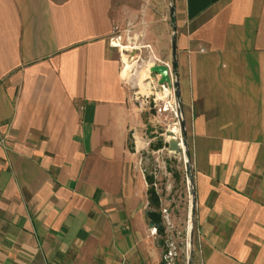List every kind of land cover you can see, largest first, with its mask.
<instances>
[{"label":"crops","instance_id":"0c3cea01","mask_svg":"<svg viewBox=\"0 0 264 264\" xmlns=\"http://www.w3.org/2000/svg\"><path fill=\"white\" fill-rule=\"evenodd\" d=\"M137 1L0 0V264H160L111 45ZM166 5L140 37L174 68L177 36L199 254L264 264V0Z\"/></svg>","mask_w":264,"mask_h":264},{"label":"rangeland","instance_id":"374dc122","mask_svg":"<svg viewBox=\"0 0 264 264\" xmlns=\"http://www.w3.org/2000/svg\"><path fill=\"white\" fill-rule=\"evenodd\" d=\"M137 6L131 14V19L123 22L120 28L126 39H132L128 44L131 46L137 42L139 48H128L127 55H130L126 64H132L131 75L126 80L130 90L132 104L137 111L138 121L134 126L131 137L130 152L128 160L132 155L140 156L141 172L146 182L145 196L150 199L151 204L147 212L158 214L160 220L169 219L173 222V227L168 231L163 228L164 236L186 239L190 235V230L194 233L193 253L194 257L199 256L197 247V222L195 205H191L188 185L185 180L183 170L184 161L180 154H175L168 149L171 140L169 130L174 129V120L159 119L152 114L141 111L139 105L142 104V95L149 94L150 85L145 79L142 84L138 81V76L144 66L141 65V58L144 56L146 48L142 47L141 34H145L148 23L164 18L169 12L166 0H138ZM123 30V31H122ZM144 45V44H143ZM168 130H165V129ZM168 132L167 134H165ZM161 205V206H160ZM160 209H167L168 213L163 215ZM156 215V216H158ZM150 223L153 218L149 215ZM164 216V218L162 217Z\"/></svg>","mask_w":264,"mask_h":264},{"label":"built area","instance_id":"2783aa9c","mask_svg":"<svg viewBox=\"0 0 264 264\" xmlns=\"http://www.w3.org/2000/svg\"><path fill=\"white\" fill-rule=\"evenodd\" d=\"M111 45L124 51H127L128 48L131 47L139 48V45L136 43H133L131 46L128 43H124L123 37L121 33H119L117 27L115 28V34L111 38ZM146 47L147 52L141 58V65L147 70L145 81H147L150 85V92L147 95H142L145 98L143 99L142 104L139 103V105L141 107V111H145V113L152 114L153 116H156L162 120L168 118L174 120L172 127L178 130L179 137L174 138L171 130L168 131V135H171V140L173 141L174 139L173 142L179 145L180 155L184 161L183 170L185 172V180L188 185L190 202L191 205H193V203L195 205V202L193 201L192 186V158L186 139V130L185 127H183V123L185 122V114L175 86L174 68L172 64L163 62L161 59H159L153 53L150 46ZM158 64H164L168 66L171 79L170 82H161V75L152 72V68ZM124 68H126V65ZM165 130L168 129L166 128ZM160 211H162L163 215L168 213L167 209H160ZM162 217L164 218V216ZM172 227L173 222H171L169 219H161L159 222L153 224L151 223V225L148 227V234L150 238L156 244L162 245L163 247V255L160 264H205L201 254H199L197 258L194 257L193 245L191 242L192 228L190 230V235L186 239L174 238L173 236H164L163 228L168 231Z\"/></svg>","mask_w":264,"mask_h":264},{"label":"bare ground","instance_id":"6f19581e","mask_svg":"<svg viewBox=\"0 0 264 264\" xmlns=\"http://www.w3.org/2000/svg\"><path fill=\"white\" fill-rule=\"evenodd\" d=\"M131 66L132 64H127L126 68H124L123 71V79L126 82V80L129 79V76L131 75ZM147 70L146 68H143L139 74L138 81L140 84H142L143 79L146 77ZM173 137H179L178 130L172 129L171 130ZM174 141V139H173ZM141 157L138 155H132L131 158L128 160L127 163V172L129 175H131L134 179V199H133V206L139 205L142 199H145L146 196L144 194L145 188H146V182L142 176L141 172Z\"/></svg>","mask_w":264,"mask_h":264},{"label":"water","instance_id":"95a60500","mask_svg":"<svg viewBox=\"0 0 264 264\" xmlns=\"http://www.w3.org/2000/svg\"><path fill=\"white\" fill-rule=\"evenodd\" d=\"M176 38H177V36H176V33H175L174 36H173V40H172V43H173V53H174V65H177V60H176V52H177ZM152 72L161 75V77H162L161 78V82H170L171 81L169 68H168V66H166L164 64L155 65L152 68ZM174 77H175V86H176V89H177L178 88V79H177L176 75H174ZM177 94H178V90H177ZM183 127H185V124L184 123H183ZM168 149L170 151H173L175 154H180L179 145L177 143H175V142L173 144H170L169 147H168ZM192 186H193V181H192ZM193 201H194V192H193ZM148 214L152 216L154 223L160 221V218H159L160 216L157 213L156 214H153L151 212H148ZM156 215H158V216H156ZM193 234L194 233L192 232L191 233V242H192V245H193V240H194V235Z\"/></svg>","mask_w":264,"mask_h":264},{"label":"trees","instance_id":"16d2710c","mask_svg":"<svg viewBox=\"0 0 264 264\" xmlns=\"http://www.w3.org/2000/svg\"><path fill=\"white\" fill-rule=\"evenodd\" d=\"M177 70V65H174V71H176Z\"/></svg>","mask_w":264,"mask_h":264}]
</instances>
